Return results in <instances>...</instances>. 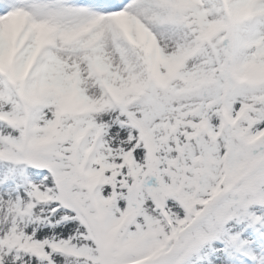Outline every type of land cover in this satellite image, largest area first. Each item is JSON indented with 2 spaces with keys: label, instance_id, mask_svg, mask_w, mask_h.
Listing matches in <instances>:
<instances>
[{
  "label": "snow or ice",
  "instance_id": "snow-or-ice-1",
  "mask_svg": "<svg viewBox=\"0 0 264 264\" xmlns=\"http://www.w3.org/2000/svg\"><path fill=\"white\" fill-rule=\"evenodd\" d=\"M0 264H264V0H0Z\"/></svg>",
  "mask_w": 264,
  "mask_h": 264
}]
</instances>
